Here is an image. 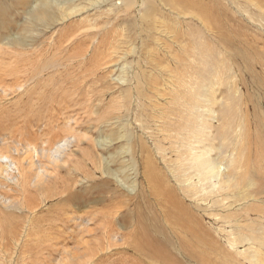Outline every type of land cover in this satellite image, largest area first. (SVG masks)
Returning <instances> with one entry per match:
<instances>
[{
  "label": "rangeland",
  "instance_id": "1",
  "mask_svg": "<svg viewBox=\"0 0 264 264\" xmlns=\"http://www.w3.org/2000/svg\"><path fill=\"white\" fill-rule=\"evenodd\" d=\"M41 1L0 0V264H264V0Z\"/></svg>",
  "mask_w": 264,
  "mask_h": 264
},
{
  "label": "bare ground",
  "instance_id": "2",
  "mask_svg": "<svg viewBox=\"0 0 264 264\" xmlns=\"http://www.w3.org/2000/svg\"><path fill=\"white\" fill-rule=\"evenodd\" d=\"M104 1H107V0H96V1H94V2H96V4H94V2H92V7L101 8L102 7V3ZM171 3L172 2H170L169 4H171ZM174 3H175V1H174ZM54 4L55 3L53 2V0H42L39 4L37 3V6L35 8L33 7L34 9H33L32 13H31V17H33L34 19L38 20L39 22H41V23H43V24H45L47 26L48 25L54 26V25L58 24L59 22L64 23V22H66L67 20H69V19H71L73 17L75 18L76 16L84 13L85 9H86L85 4H83L84 7H82L81 5L78 4L79 7H81V8H78V7L77 8L76 7L75 8H71L72 6L71 7L69 6L70 8H66V9L63 10V8L61 9L62 6H60V7L58 6L60 8V10L59 11H55L54 10V7H55ZM121 4H122V1L121 2L118 1V2L115 3V5H121ZM88 5H89V3H88ZM87 8H88V6H87ZM182 8H183V6H182ZM183 10L184 9H182L181 11L184 12ZM33 21H35V20H33ZM28 46H30V45H28ZM30 47H32V46H30ZM68 145H69L68 141H65L62 145H60L58 147V149L56 148V151L57 152H61V151H63V149L68 147ZM1 167L2 166L0 164V169H1ZM103 170H104L105 173L108 172L109 174H112L114 177L117 178V180L119 182L121 181L118 178L119 175L116 172L111 171L109 166H107ZM212 173L220 174L219 169H216V168H212ZM149 178L151 180V175L149 176ZM158 184L160 185L161 183H158ZM154 185H155V183H154ZM153 187L155 189V190L153 189L154 190L153 193L159 191V193H160L159 195H164V194L166 195L165 191L168 190V193H167L168 196L166 195V197H167V199L169 201V204H170V207H171L169 209V211H167V212H169V214H167V215H169V217H168V220L170 222V226L169 227H173V229L175 230L173 232L174 234L178 232L177 233V235H179L178 238L181 239V240H183V238L182 237L180 238L181 234H179V233L183 232L184 230L187 232V234L189 233L190 242L185 243V241H180V240L179 241L182 242L181 244L183 245V247L188 250L187 253H189V258L192 257L191 256V213L188 210V206L183 201L173 197L174 195L171 196V192H170L169 188H166L167 190L163 191L162 189H160V187H162V186H153ZM156 195H158V192L156 193ZM140 217H143V216H140ZM140 217H139V219H140L139 222H141L142 226H144L146 228V224L142 223L144 221H142V218H140ZM165 217H167V216H165ZM146 230H147V228L145 229L144 232H142V234H141V236L139 238L140 241L137 240V242H136L138 251L142 252L143 254H146V252L148 251L150 254H152V257H154L155 259L156 258H160V259H164L166 262H167V260L169 261L172 258V253H171L172 251H170V249H172L171 247H173V243H172L173 241L171 242L169 237H167V236H164L162 241H158V240H154L153 241V240L150 239L149 235L146 234ZM175 236H176V234H175ZM181 244H180V248L182 247ZM178 245H179V243H178ZM154 258H152V259H154ZM190 260H191V258H190ZM167 263L170 264V262H167Z\"/></svg>",
  "mask_w": 264,
  "mask_h": 264
}]
</instances>
